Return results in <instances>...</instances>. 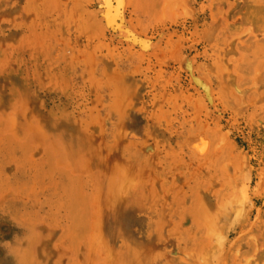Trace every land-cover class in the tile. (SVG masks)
<instances>
[{
    "label": "rangeland",
    "instance_id": "1",
    "mask_svg": "<svg viewBox=\"0 0 264 264\" xmlns=\"http://www.w3.org/2000/svg\"><path fill=\"white\" fill-rule=\"evenodd\" d=\"M109 1L0 0V264H264V0Z\"/></svg>",
    "mask_w": 264,
    "mask_h": 264
},
{
    "label": "bare ground",
    "instance_id": "2",
    "mask_svg": "<svg viewBox=\"0 0 264 264\" xmlns=\"http://www.w3.org/2000/svg\"><path fill=\"white\" fill-rule=\"evenodd\" d=\"M109 1V0H108ZM118 1V4H117V6H114V3L116 2H110V4H109V7L110 8H108V16H107V18H108V21L112 24L113 23V19L115 18H117L116 16H118L117 14H118V10L114 13V11L116 10V9H118V7L119 8H121V3H122V0H117ZM164 5V4H163ZM164 7V6H163ZM121 14V13H120ZM118 18H120V15H119V17ZM117 20V19H116ZM115 22V21H114Z\"/></svg>",
    "mask_w": 264,
    "mask_h": 264
}]
</instances>
